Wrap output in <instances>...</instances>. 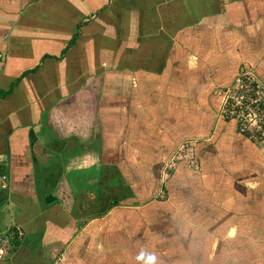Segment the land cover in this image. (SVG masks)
I'll return each mask as SVG.
<instances>
[{
  "label": "crops",
  "instance_id": "obj_1",
  "mask_svg": "<svg viewBox=\"0 0 264 264\" xmlns=\"http://www.w3.org/2000/svg\"><path fill=\"white\" fill-rule=\"evenodd\" d=\"M244 71L264 0H0V264H264Z\"/></svg>",
  "mask_w": 264,
  "mask_h": 264
},
{
  "label": "built area",
  "instance_id": "obj_2",
  "mask_svg": "<svg viewBox=\"0 0 264 264\" xmlns=\"http://www.w3.org/2000/svg\"><path fill=\"white\" fill-rule=\"evenodd\" d=\"M220 116L237 123L238 132L254 143H264V84L250 71L241 72L226 90ZM0 234V262L7 253Z\"/></svg>",
  "mask_w": 264,
  "mask_h": 264
},
{
  "label": "rangeland",
  "instance_id": "obj_3",
  "mask_svg": "<svg viewBox=\"0 0 264 264\" xmlns=\"http://www.w3.org/2000/svg\"><path fill=\"white\" fill-rule=\"evenodd\" d=\"M222 95H223L222 97H224L225 93H223ZM258 144H260V143H258ZM261 144L263 145L264 143H261ZM180 159L186 160V161L187 160L188 161L191 160V152H190V149L186 145L182 146L178 150L177 155H175V157L172 159V161L174 162V161H177V160H180Z\"/></svg>",
  "mask_w": 264,
  "mask_h": 264
},
{
  "label": "trees",
  "instance_id": "obj_4",
  "mask_svg": "<svg viewBox=\"0 0 264 264\" xmlns=\"http://www.w3.org/2000/svg\"><path fill=\"white\" fill-rule=\"evenodd\" d=\"M73 41H74V40H73ZM73 41L71 42V44L73 43ZM6 94H8V92L2 93L1 96H5ZM221 119H222L223 121H227V122L233 123V124L235 125V129H236L237 133H238L240 136L249 139L247 136H245V135H243V134H240V133L238 132L237 123H236L234 120H226V119H224L223 117H221ZM249 140H250V139H249ZM250 141H252V140H250ZM252 142H253V141H252ZM15 239H16V241H15V244H16L17 241H18L16 236H15Z\"/></svg>",
  "mask_w": 264,
  "mask_h": 264
}]
</instances>
